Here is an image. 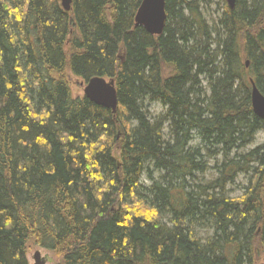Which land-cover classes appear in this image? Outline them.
Returning a JSON list of instances; mask_svg holds the SVG:
<instances>
[{"label": "trees", "instance_id": "obj_1", "mask_svg": "<svg viewBox=\"0 0 264 264\" xmlns=\"http://www.w3.org/2000/svg\"><path fill=\"white\" fill-rule=\"evenodd\" d=\"M142 1L0 0V264L31 247L57 264L264 263V143L242 152L264 131V0H222L211 27L165 0L159 37L134 24ZM94 77L114 80L115 114L73 96ZM146 96L167 108L152 123ZM208 157L215 179L188 192Z\"/></svg>", "mask_w": 264, "mask_h": 264}, {"label": "water", "instance_id": "obj_2", "mask_svg": "<svg viewBox=\"0 0 264 264\" xmlns=\"http://www.w3.org/2000/svg\"><path fill=\"white\" fill-rule=\"evenodd\" d=\"M62 9L66 12L71 10L72 0H60ZM237 0H226L228 7L232 10ZM167 14L165 11V0H143L134 17L136 27H141L152 36H161L164 32ZM249 65L246 62V67ZM251 108L253 114L264 119V95L257 89L251 80ZM83 86V84H81ZM84 97L94 105L110 110L113 114L117 112V91L114 80H106L100 77L91 78L86 82L83 89ZM34 264H46L45 258L39 250L33 254ZM264 264V263H260Z\"/></svg>", "mask_w": 264, "mask_h": 264}, {"label": "rangeland", "instance_id": "obj_3", "mask_svg": "<svg viewBox=\"0 0 264 264\" xmlns=\"http://www.w3.org/2000/svg\"><path fill=\"white\" fill-rule=\"evenodd\" d=\"M188 1V0H187ZM196 4L199 8L201 18L204 20L205 23L209 27L213 24V21L215 22L217 18L222 14L223 8H224V3L222 0H210L209 2L202 3L200 0H196ZM82 82L76 78H71L70 79V86L72 90V94L74 97H82L83 96V88L82 86L79 85V83ZM205 85L203 86V88ZM144 107L146 111L150 113L153 117H159L164 113V107L159 103V102H146L144 104ZM168 125L169 123H165V134L168 132ZM264 143V131H260L257 133L253 139V143L248 147L242 150V152H246L248 150H251L261 144ZM190 144L193 146H202V143L200 139L197 137V135H194V141L190 142ZM213 151V150H212ZM216 154V151H215ZM205 162H207V168L204 170L203 173H198L196 172L194 174V177L192 179H187V190L188 192H192L196 190V187H203V185H207L210 181L215 179L217 175V171L214 169L215 166V158L213 157H208L206 158ZM149 171L151 174H153L154 180H157L159 178L160 174L157 172L153 166H150ZM161 175H163L161 173ZM245 180L243 176H240L236 182L233 185H230L227 187V194L231 198H235L238 196H241L243 193V188L245 185ZM141 184L143 186H150V180L146 177V174H144L141 178ZM164 220V219H163ZM196 232L199 236V238H204L212 234V232H207L201 228H197ZM39 250L41 253V256L45 258L46 264H57L58 260L54 257V255L50 252H47L43 249H38L35 247H31L28 252V263L29 264H34L33 261V254L35 251Z\"/></svg>", "mask_w": 264, "mask_h": 264}, {"label": "bare ground", "instance_id": "obj_4", "mask_svg": "<svg viewBox=\"0 0 264 264\" xmlns=\"http://www.w3.org/2000/svg\"><path fill=\"white\" fill-rule=\"evenodd\" d=\"M187 2H189V0H188ZM194 2L196 3V0H194ZM61 7H62V6H61ZM139 7H140V6H139ZM137 11H138V10H137ZM65 12H66V11H65ZM136 13H137V12H136ZM183 40H186V39H184L183 37H182V38L180 37V38H179V41H180L179 43H183V42H181V41H183ZM190 45H192V42H190ZM211 48H212V51H213V52H210L211 55H214V56L219 55V53L216 52V48H217V47H216V45H215L214 43L212 44ZM218 60H219V59H218ZM89 80H90V79H89ZM89 80H88V81H89ZM88 81H87V82H88ZM202 85H204V82L202 83ZM146 97H147V99L145 100V103L148 102L149 99H150V97H148V96H146ZM151 97H152V95H151ZM148 98H149V99H148ZM150 102H151V101H150ZM145 103H144V104H145ZM164 109H165V110H164V113H162V114H165V112H166V110H167V108H164ZM148 114H149V115H148V117H149V116H150L149 111H148ZM152 118H157V117H153V116L151 115V116H150V122H151V123H152V120H153ZM131 125H134V122H132ZM140 183H141V182H140ZM141 185H142V184H141Z\"/></svg>", "mask_w": 264, "mask_h": 264}]
</instances>
